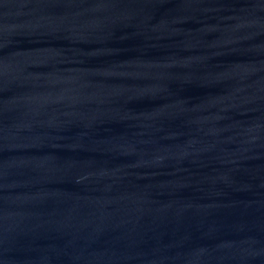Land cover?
Returning a JSON list of instances; mask_svg holds the SVG:
<instances>
[{
    "label": "water",
    "instance_id": "95a60500",
    "mask_svg": "<svg viewBox=\"0 0 264 264\" xmlns=\"http://www.w3.org/2000/svg\"><path fill=\"white\" fill-rule=\"evenodd\" d=\"M0 264H264V0H0Z\"/></svg>",
    "mask_w": 264,
    "mask_h": 264
}]
</instances>
